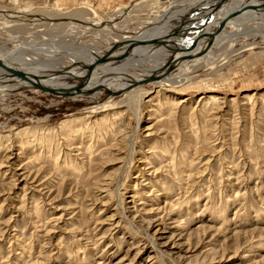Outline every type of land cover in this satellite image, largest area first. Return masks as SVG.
Segmentation results:
<instances>
[{
    "label": "rangeland",
    "instance_id": "374dc122",
    "mask_svg": "<svg viewBox=\"0 0 264 264\" xmlns=\"http://www.w3.org/2000/svg\"><path fill=\"white\" fill-rule=\"evenodd\" d=\"M195 1L0 0V48L40 64L82 46L122 56L160 32L166 7ZM236 39L180 86L147 84L132 101L0 86V264H264V28Z\"/></svg>",
    "mask_w": 264,
    "mask_h": 264
},
{
    "label": "bare ground",
    "instance_id": "6f19581e",
    "mask_svg": "<svg viewBox=\"0 0 264 264\" xmlns=\"http://www.w3.org/2000/svg\"><path fill=\"white\" fill-rule=\"evenodd\" d=\"M158 1L160 0H154V2H158ZM218 1L219 0H197L194 3L188 4V6L184 7L182 9V12H176L174 8L173 9L171 8V6L166 7L163 11H166L168 13V17L161 18V20L159 21L158 29L160 28L159 30L160 32L157 34L153 33L150 35H146L145 37L146 39H149V38L154 39L155 37L160 36L167 43L170 42L171 46L169 44L168 45L140 44L142 46L139 45V47H137V49L135 48V50H132L128 56H125L126 52L122 56L117 55V53H115V50L114 49L112 50V48L101 49L100 51V49L98 48L97 49L96 48L92 49L89 47L83 48L82 46V47H78L74 49L72 47V49L70 50H65L66 52L64 53L66 54V57L69 58L68 59L69 62L67 65L58 64L59 58L57 57H58V54L60 53L58 52L59 50L57 52L55 51L56 57H53L54 59L44 61L42 64L36 62L39 60L38 58H37L38 60L35 61V59L34 60L31 59L33 57L26 58L23 55L21 57L17 55V53H15L16 54L15 55L13 52H12L13 54L12 53L9 54V52L11 51L7 52L8 54H6L5 51H3V49L1 48H0V57L3 60H5L7 63H9L10 66L15 70L46 76L47 77L46 79L43 78L39 80L40 83L44 86H47L50 88H56L57 90L65 91V92L73 90V92L68 93V95L81 94L87 89L86 88L87 86L92 85L94 88H97V89L103 88L105 90H108L109 92H112L113 90H115L116 93L117 92L126 93L129 100L132 101L134 98H136L138 94L142 93V95H144L146 92H148V90L145 91V89L147 88V84L158 88L159 89L158 92H160L161 87H165V86L168 87L170 85H172V87L180 86L179 83L186 80L188 78V74L200 68L199 66H201L202 64L210 65L209 68L213 66V63H215L216 61L219 60L220 57H222L223 50L227 46V44L230 43L232 46L237 40L236 38H241V37L249 38L250 36H256L262 33V28H264V0H227L224 5L215 9L214 14H213L214 7L212 6ZM238 6H239L238 8L239 11H238L237 16L233 20L229 21L231 23L230 25L226 26L225 29H223L221 32L215 35L214 41L212 43L210 50L207 51L206 53H203V49L206 48V45L208 44L209 39L203 38L202 35L206 32L216 31L217 26H218L217 25L218 21L224 18L228 13H230L232 10H234V8H237ZM117 10L118 11L116 12V14L122 15V16H116L115 19L119 17V20H121L122 22L124 21V19H126L127 16L130 15L133 8L122 6V8L117 9ZM187 14H189L190 16L188 17V19L185 20L184 16ZM54 16L53 17L51 16V17L55 20L69 19L68 22L70 21L73 24V26L75 25L79 28L81 27L84 30L85 29L90 30L92 28L93 29L96 28L95 25H92L90 21L88 22L91 25L85 22H80L79 20H76L73 17H71L70 19V17L68 18L66 16L59 17L57 15L58 17L55 16L56 18H54ZM52 18L50 19L52 20ZM51 20L50 22H52ZM180 21H182L183 23H179ZM93 22L94 21H92V23ZM77 24L80 26H78ZM105 25L106 26L103 27L104 29H109V27L116 28L118 26L117 23H111V24H108V25L105 24ZM149 30L151 31V29ZM109 32L110 31H108V33ZM130 35H127L126 37L128 38H125V40L130 39L129 38ZM174 35H177L178 37L177 36L174 37ZM197 44H199L197 46V49L200 50L198 57H195L193 59H183L182 61L175 62L173 66L162 67L164 63L169 62L170 59L180 58V57H183V55L188 54L189 51L187 50H189L190 48H193ZM247 44L251 45L252 43H247ZM175 45H179V46L175 47ZM178 47H181V49H184L185 51L184 50L180 51ZM44 51H45V48H44ZM104 54H107L106 57L108 61L104 63L92 64L93 63L92 61H94L96 57L103 56ZM145 61H148L149 63H151V66L148 68H144L143 73L139 74L136 71H133L137 68H140V66L143 65ZM73 62H77V63L75 64ZM93 66L95 67V70H93V73L91 74V76L85 81L84 86L78 89L71 86L73 82L77 83L78 81L79 82L82 81L84 76L87 74L88 69ZM59 70L60 71L64 70L63 74L59 76H55L56 74L55 72ZM156 70H159L160 78H157L151 82L142 81V79L150 76ZM10 78H13V77L10 74H7L6 71H4L0 67V79L4 81H9ZM0 86L3 87L2 89L9 91L15 88L31 87L32 84L27 81H21L19 83L12 82L9 84L0 83ZM34 89L37 91L40 90L39 88L38 89L34 88ZM142 91H145V92H142ZM207 98H209L212 101V104H218V106H220V102L217 96H210ZM249 99L250 100L252 99L250 95H249ZM111 104H112V100L108 101L107 103L94 102L93 106L96 105L95 109L102 110L110 106ZM181 104L182 103H180L179 105L178 103L176 105L174 104L173 105L174 108L172 109V112L170 113L169 116H171L172 114H176L174 113L173 110L178 108ZM91 109L93 108L91 107ZM74 122L76 124L81 123L83 122V119H77L74 121L63 120L60 124L65 125V124L74 123ZM28 128H24L20 130L18 134H22ZM44 145L45 143L42 144L41 147ZM48 145L49 143H46V147ZM171 150L173 149H170L169 147L166 148V150L162 152L161 157L166 154L171 155L172 154ZM173 158L174 156L171 159Z\"/></svg>",
    "mask_w": 264,
    "mask_h": 264
},
{
    "label": "water",
    "instance_id": "95a60500",
    "mask_svg": "<svg viewBox=\"0 0 264 264\" xmlns=\"http://www.w3.org/2000/svg\"><path fill=\"white\" fill-rule=\"evenodd\" d=\"M227 0H219L217 3H215L212 7H214L213 9V14H214V10L219 8L220 6L224 5L226 3ZM239 6L237 8H234V10H232L230 13H228L224 18L220 19L217 23V30L216 31H212V32H206L202 35L203 38H207L209 39V42L208 44L206 45V48L203 49V53H206L207 51L210 50L211 46H212V43L214 41V37L217 33L221 32L223 29L226 28V26L230 25L231 23L229 21L233 20L237 14H238V11H239ZM202 38V39H203ZM127 42H130V44H128L127 48L125 49V56H128L131 51L133 50V48L139 46V44H165V45H170L171 43L170 42H166L162 39V37H155L154 39H133V40H128ZM200 43V42H199ZM199 44H197L196 46H194L193 48H190L189 50V53L188 54H185L183 55V57H180V58H172L169 60V62H165L164 65L162 67H165V66H173L175 62L177 61H182L183 59H193L195 57H198L199 55V52L200 50L197 49V46ZM171 46V45H170ZM179 45H175V47H177ZM118 47V45L116 46ZM180 51H183L184 49H181V47H178ZM185 51V50H184ZM107 54H104L103 56H100V57H96V59L94 61H92L93 63L92 64H96V63H104L107 60ZM73 63H77V62H73ZM73 65V64H72ZM0 67L6 71L7 74H10L13 78H10L9 81H4V80H1L0 79V83L1 84H9V83H19L21 81H27L29 83L32 84L31 88H39L40 90L50 94V95H54L56 97H61V96H65L67 93H71L73 92V90L71 91H67V92H64V91H60V90H57L56 88H50V87H47V86H44L40 83L39 80L41 79H46L47 77L44 76V75H40V74H33V73H28V72H22V71H18V70H15L13 69L9 63H7L5 60H3L1 57H0ZM160 69V68H159ZM93 70H95V67H90L88 69V72L87 74L84 76V78L82 79V82L80 83L79 87L77 86L76 89L80 88V86H82L85 81L91 76V74L93 73ZM64 71V70H63ZM63 71H56L55 73V76H59V75H62L63 74ZM157 78H160V75H159V70H156L153 74H151L150 76L148 77H145L144 79H142V81L144 82H151V81H154L155 79ZM112 92H115V90H113Z\"/></svg>",
    "mask_w": 264,
    "mask_h": 264
}]
</instances>
